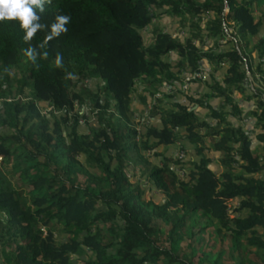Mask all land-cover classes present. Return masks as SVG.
I'll use <instances>...</instances> for the list:
<instances>
[{
  "label": "trees",
  "instance_id": "obj_1",
  "mask_svg": "<svg viewBox=\"0 0 264 264\" xmlns=\"http://www.w3.org/2000/svg\"><path fill=\"white\" fill-rule=\"evenodd\" d=\"M249 4L53 0L43 13L37 10L47 27L30 42L24 41L19 22H0V157L6 172L18 179L10 181L0 172V264H224V241L231 264H264V157L251 148L243 126L226 119L240 118L233 91L246 92L245 98L255 102L256 137L264 143V97L248 91L244 65L246 61L250 72L260 76L264 89V36L251 50L247 46L261 26ZM161 10L173 17L207 16L204 30L216 44L225 36L223 22H233L242 56L230 38L220 42L224 50L218 52L202 51L190 38H173L154 27ZM57 15L71 17L67 33L39 47ZM146 29L149 44L141 34ZM29 47L36 49L35 62L25 54ZM253 51L256 71L248 54ZM171 52L178 56L176 62L168 59ZM204 58L212 70L225 67L222 82L211 75L213 92L206 93L205 101L190 95L186 99L207 110L218 128L200 120L194 105L174 101L169 108L152 107V115L160 114V129L146 125L138 134L130 122L134 88L179 83L180 75L198 70ZM92 79L102 83L96 90L84 85ZM25 89H30L28 100H4L23 95ZM211 97L221 98L222 104L212 107ZM87 100L98 129L80 134L81 116L74 103ZM36 102H48L64 113L47 117ZM202 129L212 131L208 148L219 153V174L208 167ZM180 130L182 142L200 157L189 161L190 170L175 168L179 160L163 157L156 165L144 155L174 145ZM129 164L139 166L164 195L161 204L141 200L140 187L127 175ZM62 175L66 178L59 179ZM233 199L239 204L232 209ZM210 243L221 248L207 250Z\"/></svg>",
  "mask_w": 264,
  "mask_h": 264
},
{
  "label": "rangeland",
  "instance_id": "obj_2",
  "mask_svg": "<svg viewBox=\"0 0 264 264\" xmlns=\"http://www.w3.org/2000/svg\"><path fill=\"white\" fill-rule=\"evenodd\" d=\"M195 1L201 2L202 0H195ZM238 1H244L246 3H250L249 5H250L254 19L256 21H259V20L261 21V26L259 27L258 34L253 37L250 36L249 41L247 42V46L251 50L254 44L256 43V40L259 37L264 36V4L258 5L255 0H238ZM160 12L161 13L158 15V18L156 21L158 28L160 29L162 28L163 30L171 32L172 34L173 33L176 34L178 37H180L181 42H183L186 38H190L193 40L194 44L198 48H200L202 51H207L212 48H216L215 49L216 52L224 50V47H222L221 44L220 45L216 44L210 38L207 37L206 31L204 30L206 21L208 19L207 16H204L202 17V19L197 20L196 18L191 17L190 15H187L184 17H176V16L173 17L172 15H170V13L164 12L163 10H161ZM225 12L227 13V9H225ZM195 24H198L199 27H196ZM228 27L231 28V25L228 24ZM142 35L146 42L150 41L151 39L150 32L144 31L142 32ZM248 54L250 56V59L252 60V64L254 65V69L256 71L257 64H258V59L256 57L257 55L255 51L249 52ZM262 73H263L262 76H264V71H262ZM207 80L208 82H211L210 76H206L202 81H199V82L205 83L207 82ZM207 87H208L207 88L208 93L213 92L210 86H207ZM90 88L93 90H96L97 88L96 83L95 85L91 83ZM164 88H165L164 86L157 87V89H145V90L134 88V92L132 93V102L130 103V109H131V114H132L130 116V122L135 127V129L140 132V135L145 131L146 125H151L152 123H154L156 125L155 128H158V129L161 128V124H158L155 121L156 118H159L160 114L152 115L150 114L151 111L149 110V106L153 104V101H154L153 96L155 94L161 93L160 96L162 95V97L160 100V104L157 106L159 107L163 106L164 108L166 106L170 107L171 103L175 101V98L179 99V102L181 98L182 99L181 102L183 103L186 96L188 95L186 94L187 93L186 91H181L179 89L177 90L175 88H174L175 93L169 94L167 91L163 92ZM191 91H193V88L191 89L190 87L188 92L191 93ZM25 93H27V89L24 90L23 94ZM183 95L185 96V98ZM197 96H196L197 98L203 97L202 100L205 101L204 97L206 96V94H201ZM221 102L222 100L220 101L219 105L221 104ZM185 104L194 105L193 103H189L188 101H185ZM253 105L255 108L254 101H253ZM249 106L251 105L249 104ZM254 108L249 109L246 106L242 107L243 113L241 114H251V116L248 117L247 115L246 116L243 115L245 116V118L240 119V120H238L237 118H234V119H230L229 122L232 125H235V124L242 125L244 130H246L249 133V136L251 138V148L254 149L256 153L264 157V143L260 142L256 137V134L258 133L259 128L256 126L255 119L253 117V114L255 112ZM194 109H198V114H199L198 116L200 120H207L210 124L213 123L214 119L208 117L207 110L199 109L195 107V105H194ZM227 109H229V106ZM76 112L79 113L81 117H83L81 123H78V127H77L78 133L86 134V133H90L91 131H97L98 126L96 123V118L90 111V105L88 101H86V104L83 106L82 105L76 106ZM145 112H147V114H145ZM81 117L79 119H81ZM213 127H215L216 129L218 128L216 124H213ZM201 133L206 135L204 140H205L207 148L212 147L213 142L211 140V136L209 135L212 133V131L207 130V129H202ZM183 134L184 133L181 130L178 132V140H177L178 142H176L174 145H169L167 147L159 146L157 149L153 150L154 153L145 151L144 155L156 165H161V160L163 157L168 158V159H173V160H179V165H176L175 168H180L185 171H188V169L190 170L191 166L188 164L189 161L196 162L199 160L200 157L194 153V149L191 146H189V144H185V142L184 143L182 142ZM155 153H158L159 155L156 156ZM190 153L192 154V157L191 159H188V155H190ZM205 153L207 154V157L211 159V162L208 165V167L213 172L219 174L222 171V167L220 166L219 163H217L219 162V153L213 151L210 148H208L207 152ZM4 163L5 162H3V159L0 157V172L5 176L4 178L10 179V181H18L15 175L11 177V175H9L6 172L5 167L7 164H4ZM238 171L239 169H236V172ZM126 172H127V175L130 177V181L134 184H137L140 187V198L142 201L144 202L153 201L154 203H157V204H161L164 201V195H162L159 191H157L152 186V184L147 181L146 177L142 175L143 173H142V170H140L139 166L136 167L132 164H129ZM178 173L180 176H183L182 171L178 170ZM2 174H1V177H2ZM260 177L264 178V171L262 172ZM65 178H66L65 175H62L59 177V179H65ZM238 201H239L238 199H233L231 201L230 205L232 209L238 206L239 204ZM245 213L246 211H243L241 215L243 216ZM230 215L236 216L237 213L231 212ZM0 217L4 218L2 213H0ZM227 242L228 241H224L222 243L223 245H225L224 252H226L223 255L222 259H223L224 264H231V262L229 261L228 255H227V247L229 246V243ZM185 244L186 243H183L182 245H185ZM211 247L213 248L214 251H218L221 248V244L215 243V245L212 246L210 243L209 246L207 247V250H209ZM89 255H90V252L86 253V255L82 257L87 258V256ZM2 260H3V257L1 256V252H0V262H2Z\"/></svg>",
  "mask_w": 264,
  "mask_h": 264
},
{
  "label": "clouds",
  "instance_id": "obj_3",
  "mask_svg": "<svg viewBox=\"0 0 264 264\" xmlns=\"http://www.w3.org/2000/svg\"><path fill=\"white\" fill-rule=\"evenodd\" d=\"M52 2H53V0H0V22H5V21H17V22H19L21 29L25 32V35L23 37L24 41L30 42L33 40V38L36 36V34L39 31H41L47 27V25H44L40 22L41 16L38 14L37 10H39V13H43L45 11V6L46 5L51 6ZM225 9H227V12H228V6L227 5H226ZM225 9H224V15L227 14L225 12ZM70 20H71V17L68 15H57L55 18V22L51 25L50 34L46 35V37L44 39V43L39 45V47L43 48L44 44H47L53 38H57L61 34H66L68 31V28L66 27V25H68L70 23ZM156 21H157V19L153 20L154 27L156 26L158 28ZM227 23L231 25L230 29L234 32V34H232V35H234L235 37H236V35H238L236 32V29L234 27L233 22L224 21L223 27H224L225 36H224V38H221V40H220L221 42H224L226 40V38H229L227 36V33L225 32V26H226V28H229ZM144 31H148V30L146 29ZM144 31H142V32H144ZM163 31L165 32V30H163ZM142 32H141V34H142ZM166 32H168V31H166ZM142 37H143V35H142ZM172 37L179 40L177 38L178 36L174 35V33L172 34ZM143 40H144V37H143ZM179 41H181V40H179ZM149 42H146L144 40L145 44H149ZM231 42H232V40H231ZM232 44H233V42H232ZM233 46H234V44H233ZM25 54L27 55V57L31 61H33V62L36 61L37 52H36V49L34 47H29L28 49H26ZM43 55L45 58L47 57L46 52ZM55 63L58 67L62 66V57L59 54H57ZM221 66H225V64H222ZM201 68L202 69H205V68L208 69V72L205 74V76L203 78L190 81L189 84L187 85V87L185 89H183L182 85H183V80H184L185 76L190 75L193 72L189 73V74L182 73L180 75L181 81L179 83H176L174 85H170V84H167L165 82L162 83L161 86L165 87L163 89V92L167 91L168 93H172L175 87H176L175 89H179L181 91H187L188 87L192 83L203 80L206 76H208L210 74L211 68L208 65H202L199 69H201ZM195 71H197V70H195ZM91 83H93V85H95V83L99 84V85L102 84L98 80H94V79L84 81V85H87L88 87L91 86ZM139 88H141V90H144L142 87H138V89ZM29 93H30V89H27V93H25L23 95H15L13 98L8 97L4 100L11 101V100L16 99V100L26 101L29 99ZM160 94H155L153 96L154 101H153V104H151L149 106L150 111L152 110L153 106H157L160 104V100L162 97V95L160 96ZM1 100H3V99H0V101ZM85 104H86V101L83 104L74 103L75 111H76V106H78V105L83 106ZM36 108L38 109V111L41 114L46 115L47 117L48 116L50 117L51 114L59 117L60 115H62L64 113V110H61V109L59 110V109L55 108V106H53L52 104H49L48 102H36ZM157 108H159V106H157ZM145 114H147V112H145ZM150 114H151V112H150ZM70 115L71 114H69V116ZM82 119H83V117H81V119H78V123H81ZM137 133L139 134L140 132L137 131Z\"/></svg>",
  "mask_w": 264,
  "mask_h": 264
},
{
  "label": "crops",
  "instance_id": "obj_4",
  "mask_svg": "<svg viewBox=\"0 0 264 264\" xmlns=\"http://www.w3.org/2000/svg\"><path fill=\"white\" fill-rule=\"evenodd\" d=\"M161 19V18H160ZM174 35H176V34H174ZM177 36V35H176ZM179 40H180V37H177ZM221 42V41H220ZM220 42H219V44H220ZM222 46V45H221ZM225 46H226V44H225ZM223 47V46H222ZM168 59H170V61H172V62H176L177 60H178V56L176 55V53H174V52H171L170 54H169V56H168ZM202 65H208L210 68H211V66L208 64V62H207V60L204 58V59H202ZM221 66V65H220ZM211 75H213V78L216 80V81H218V82H222V79H223V77H224V75H225V67H216V69L215 70H212V68H211V73L208 75V76H211ZM200 81H202V80H200ZM199 81H197V82H194V83H192L189 87H188V90L186 91L187 92V94L188 95H190V96H192L193 98H197L198 96L197 95H201V94H206V93H208V90H207V86H209V84H210V82H208V80H207V82H199ZM201 83V84H200ZM190 87H191V89L193 88V91H191V93L190 92H188L189 91V89H190ZM176 88V87H175ZM140 90H141V88H139ZM178 90V89H177ZM246 91V90H245ZM175 93V90H173V92L172 93H169V94H174ZM245 94H246V92L245 93H239V92H237V91H233V93L231 94V96L233 97V99H234V101L236 102V104H237V107L239 108V110H240V118L238 119V120H240V119H243V118H245V116L247 115L248 117H250L251 116V114H241V113H243L242 111V107H248L249 109H252V108H254V105H253V101H248L247 100V98H245ZM184 96V95H183ZM197 96V97H196ZM184 98H185V96H184ZM182 101V99L180 98V102ZM185 101H187L186 100V98H185V100H184V102L182 103L181 102V104H185ZM220 101H221V98H219V97H211V98H208V103L212 106V107H214V108H217V107H219L221 104H222V102H221V104L219 105V103H220ZM132 102V101H131ZM175 102H178V103H180L179 102V99H177V98H175ZM249 104L251 105V106H249ZM219 105V106H218ZM169 106H166L165 108H168ZM159 108H164L163 106L162 107H159ZM229 111V109H227V107L225 108V111ZM154 115V114H153ZM243 115H245V116H243ZM243 116V117H242ZM235 117H233L232 115H227V117H226V119L228 120V121H230V119H234ZM152 120V119H151ZM155 121H156V123H158V124H161L160 123V116H159V118H156L155 119ZM212 125L213 124H216V121L215 120H213V123H211ZM151 125H153L154 127L156 126L154 123H152ZM235 125H238V124H235ZM234 125V126H235ZM184 133V132H183ZM184 142H185V144H187V142L184 140ZM188 146V145H187ZM191 155V156H190ZM190 155H188V159H191V157H192V154L190 153ZM217 163H219V162H217Z\"/></svg>",
  "mask_w": 264,
  "mask_h": 264
},
{
  "label": "built area",
  "instance_id": "obj_5",
  "mask_svg": "<svg viewBox=\"0 0 264 264\" xmlns=\"http://www.w3.org/2000/svg\"><path fill=\"white\" fill-rule=\"evenodd\" d=\"M225 32L227 33V36L232 40L235 50L238 52V54L242 56V50L239 47L238 41L236 37L232 35L234 34V32L230 28H226V26H225ZM244 65L246 68V83H247L248 91L251 94H258L259 92H261L262 93L261 96L264 97V89L260 86V83L258 84V82L260 81V76L258 74L254 75L253 73L250 72V69L248 68V64L246 61ZM207 72L208 69L201 68L193 72L192 74L185 76L183 80L182 88L185 89L189 84V82L192 80L203 78Z\"/></svg>",
  "mask_w": 264,
  "mask_h": 264
}]
</instances>
